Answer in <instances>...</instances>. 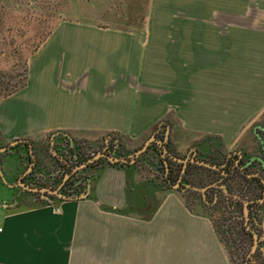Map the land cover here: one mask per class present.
<instances>
[{"label": "crops", "instance_id": "crops-1", "mask_svg": "<svg viewBox=\"0 0 264 264\" xmlns=\"http://www.w3.org/2000/svg\"><path fill=\"white\" fill-rule=\"evenodd\" d=\"M230 95L264 96V0H144L133 27L54 30L0 99V147L31 143L0 153V264H234L210 218L138 167L99 168L84 199L19 185L50 187L33 176L57 131L100 144L166 120L176 153L224 152Z\"/></svg>", "mask_w": 264, "mask_h": 264}, {"label": "rangeland", "instance_id": "rangeland-1", "mask_svg": "<svg viewBox=\"0 0 264 264\" xmlns=\"http://www.w3.org/2000/svg\"><path fill=\"white\" fill-rule=\"evenodd\" d=\"M143 2L144 0H0V80L6 84L0 89V99L8 90L21 86L20 84L26 79L24 77L27 75L28 61L54 30L65 26H89L101 29H110L117 25L133 27L142 21ZM52 37L59 39L60 36ZM224 97L226 100L229 99V102H225L224 106L226 103H230V109L222 108L225 109L222 110L218 106V110L214 111V113L224 111V123L228 121L227 117L229 118V126L226 127L228 141L224 145V152L225 154L233 153L245 147L247 155H252L258 147L256 135L264 136V110H262L264 96L230 95ZM261 110L262 113L258 115ZM246 126H248L246 131L237 139ZM258 130L259 133L255 134ZM69 138L73 141L72 144H67V140L64 141L61 137H52L51 134L39 139L38 146L45 152V158L41 160L38 170L33 176L36 183L46 182L57 187L62 182L67 176L63 172L64 161L59 162L55 155L66 157L68 152L66 150L73 147L74 143L77 148L79 147V152L84 157H88V161L100 151L96 141ZM149 138H152L151 134L143 139L121 138L122 152L127 156L125 158L132 160ZM235 139H237L236 142ZM172 146L177 149L176 146ZM211 151L215 152L216 148L214 147ZM182 153L178 154L182 156L186 152ZM201 153L204 157H210L211 154H207L204 149H200ZM202 154L201 156H203ZM159 158L160 152L149 151L139 158L136 167L141 169L143 175H148L149 180L157 176L159 183L164 185L167 190L178 192L177 185L165 184L164 171L161 170ZM67 160L72 162L74 159L68 157ZM72 165L70 163V167ZM154 168H158L155 173H153ZM78 169L80 170L74 179L80 178L84 185L91 184L99 171V168ZM198 175V177L192 178L193 182L203 184L209 182L205 172H199ZM36 176H38L37 179ZM43 176H45L44 179ZM174 183L171 182V184ZM178 193L183 196L184 200L189 201L187 195L182 192ZM189 193L192 194V192ZM29 195L31 196V194ZM34 199L36 204H40L43 200L35 196ZM220 217H222L220 212L214 214L216 222Z\"/></svg>", "mask_w": 264, "mask_h": 264}, {"label": "trees", "instance_id": "trees-1", "mask_svg": "<svg viewBox=\"0 0 264 264\" xmlns=\"http://www.w3.org/2000/svg\"><path fill=\"white\" fill-rule=\"evenodd\" d=\"M26 78V77H24ZM21 86H17L13 89L8 90L3 94V96H7L11 94L12 92L16 91L17 89L22 88L25 85V79L24 81L20 84ZM2 96V97H3ZM169 123L166 120L160 121L153 129L154 135H159L158 138L160 140H163L162 142L165 141V143H169L168 141L169 138ZM52 137H61V138H66L69 139V135L65 132L57 131L51 134ZM122 136L117 134V133H107L101 138V143L99 144L100 151H104L110 156L113 157H118V156H123L127 157L123 152H122V141H121ZM157 138V136H156ZM157 138V139H158ZM22 142H25L24 140ZM26 142H28L26 140ZM73 142V141H72ZM28 144H31L28 142ZM20 144L11 147L17 148ZM76 144L74 143L73 147H69L67 156L71 159H74L77 164L81 165L85 163L88 159V157H84L80 152H79V147L75 146ZM157 150L159 152L158 146L154 143H151L147 150L140 155L144 156L145 153H148L149 151ZM222 151V150H220ZM220 151H215L214 153L211 152L210 157L213 155L215 156L216 162H221L222 158L218 157L222 156ZM139 157V158H140ZM139 158H137L132 165H128L125 163H109L107 160L100 158L99 160H96L92 164H90L87 167V170L89 169H95V168H101L103 166H109V167H114V168H125V167H136L137 163L139 162ZM59 162H62L61 159L62 157H57L56 158ZM219 159V160H217ZM133 160V159H132ZM160 163H161V170H165V165L164 161L165 159H162L161 156L159 158ZM168 162V165H170V162ZM219 164V163H218ZM103 165V166H102ZM170 168V167H169ZM229 168V166H228ZM158 169V168H157ZM200 169V170H199ZM72 169L69 168V165L64 162L63 165V172L65 175H69L71 173ZM178 168L174 171L169 170L167 176L164 178V173H163V178L165 181V184L171 185V182L176 183V179L178 176ZM196 171V172H195ZM210 171V172H209ZM199 172H205V174L209 173V178L212 180V182L208 183H193L192 178L193 175L199 176ZM225 172V169H224ZM217 177V180H216ZM264 178V177H262ZM183 180L184 182L188 185L189 189L191 185H194V187H197L198 189H204V191L200 194L197 192L192 191V194L186 193L189 201H185L186 205L192 210L196 212H202V214L208 216L210 220L212 221L214 228L216 230V233L220 237V240L224 243L225 247L227 248L229 252V256L234 264H253L252 260L255 259L257 252H255L252 257H248V254L250 253V248L253 243V236L252 233L249 230H246V227L244 225V222L242 219H240V216L242 215V210H243V202L245 199L247 200H253V203L250 207L249 206V221L248 225L254 228V225H258L257 221L264 225V216L260 219H254L252 217V212L251 209L255 207L257 204L258 206L260 205L258 203V199L261 198V193L263 191L264 185L261 184L260 178H245L244 181L241 183H246L248 185V188L246 189L247 191H242L243 193H240L242 188L237 186H234V189L230 187V191H228V188H226V181L225 177L222 176L220 172L217 171H212L207 168L195 166L193 164L188 165L187 169L184 172L183 175ZM216 180V181H215ZM24 182H26V178H24ZM76 182V181H75ZM73 180H68L65 185L59 190L58 194L56 195H49V194H44L43 197L44 199L41 201L42 203H46L48 201H62V200H68V199H84L88 197V191H87V183L86 185H83L82 183L75 184ZM31 185V184H29ZM90 185V184H89ZM51 188H56V186L50 185ZM260 190H258V188ZM192 188V187H191ZM226 190V192H225ZM228 191V194H227ZM250 193V194H249ZM257 193V194H256ZM189 194V196H188ZM36 196H40V194H36ZM220 215L222 214V217L219 218V220L216 222L214 220V214L219 213ZM239 214V219L236 218L238 216H235V214ZM233 217H235L234 220ZM257 220V221H256ZM220 223L219 225L217 223Z\"/></svg>", "mask_w": 264, "mask_h": 264}, {"label": "flooded vegetation", "instance_id": "flooded-vegetation-1", "mask_svg": "<svg viewBox=\"0 0 264 264\" xmlns=\"http://www.w3.org/2000/svg\"><path fill=\"white\" fill-rule=\"evenodd\" d=\"M5 86H6V84L1 82V80H0V89L2 87H5ZM244 128H243V130H244ZM256 133H259V130ZM156 136L158 138L159 135H154V134L152 135V138L155 140L152 143H154V144H156L158 146L161 158L165 159V161H164V165H165L164 178L167 176L169 170L174 171L177 168L179 170L178 171V176H177V179H176V183L171 184L172 186L177 185V191L178 192H182L183 194H186V193L194 191V192H197V193L201 194L204 191V189H198L197 187H194V185H191L190 189H189L188 185L183 180L184 172L187 169L188 165H191V164H193L195 166L207 168V169L212 170V171L214 170V171L220 172L222 174V176L225 177L226 188H228V191L231 190L230 187L234 189V186H237V184L239 185L240 188H242L240 193H243L242 191H244V192L247 191L246 189L248 188V185L246 183H241V181L243 182L245 178H254V177L260 178L261 184L264 185V178H262V177H264V136L257 137V140H258L257 143H256L257 146H258L257 147V151L255 150L252 153V155H249V156L247 155V150H246L245 147L242 148V150L245 149V151L237 150V151H235L233 153L229 152L230 154L229 153L225 154V152L220 151L222 156H219V155H217V156L222 158V160H221L222 163H220V162H216L215 163L214 161L216 160V158H214L215 157L214 155L212 157L201 156V154L195 148H191L187 153H185V155L180 156L178 153L175 152V150L173 149L171 144H169L168 142L165 143V141L162 142L164 139L163 140H160L159 138L157 139ZM62 139L64 141L67 140V144H72L71 140L66 139V138H62ZM24 141L25 142H19V143L13 145V146L21 144V145H24L25 148H29L28 146L30 144H28V142H26V140H24ZM158 141H160L161 144H158L157 143ZM13 146H2V147H7V150L8 149L11 150V147H13ZM2 147H0V148H2ZM66 151H68V149ZM66 151H65V154H66ZM100 152L101 153H105L104 151H99L98 153H100ZM105 154H107V153H105ZM139 156L138 157H134L133 159L136 160L137 158H139ZM28 157H29V162H30V166L29 167L34 169L36 164H37V161H36V158L34 156V153H29ZM55 157H58V155H55ZM111 157H113V156H111ZM120 157L121 158H125L123 156H118V157H115V158H120ZM208 158H211V159H208ZM67 159H68V157L66 156V157L62 158L61 161L66 162L69 165V168L72 169V171L69 174L70 176L66 180L63 179L62 182H60V185L62 184L61 188L65 185V183L68 180H70V181L73 180V182L76 181L75 184H78V182H81L80 178L74 179V177L76 176V174L80 170V169L77 170L76 168H78L82 164L79 165V164L76 163V161L73 160L72 162H70ZM103 159H105V158H103ZM217 160H219V159H217ZM167 161L170 162V165H168ZM196 161L207 163V164H209L211 166H215V168L207 167V166L198 164V163H196ZM87 162H88V160L85 163H87ZM107 162H109V161H107ZM70 163L73 164L71 167H70ZM85 163H83V164H85ZM118 163H121V162H118ZM90 164H92V163L87 164L85 167H83L81 169H87V167ZM228 166H229V168H228ZM224 169H225V172H224ZM195 176H197V175H193V177H195ZM206 178L211 183L212 180L215 177L214 178L212 177L213 179L211 178L212 179L211 180L209 178V173H207ZM216 180H217V177H216ZM193 181L194 180H192V182ZM193 183H197V182H193ZM168 184H169V182H168ZM32 186H35V185H32ZM258 190H260V189L258 188ZM228 191H227V194H228ZM225 192H226V190H225ZM242 202H243V210H242V215L240 216V219L243 220L244 225L246 227V230H249L252 233V236H254V234H256L257 237H258V243H257V247H256V250H255V252H257V254H256L255 259L252 260V263L253 264H264V225H262L261 223H259V221H257V220H260L264 216V188H263V191L261 193V198L258 199V203L260 205L258 206L256 204L255 207H253L251 209L252 217L254 219H257L256 221L258 223V225H254L255 229L251 228L248 225L249 216H250L249 206L252 207L251 205L253 203H255V202H253V200H248V199L247 200L245 199ZM246 208L248 210V221H247V223H246V216H245V209ZM235 216H238L236 218L239 219V214L238 213H236ZM233 219L237 220V219H235V217H233ZM252 245H253V243H252ZM250 250H251V248H250ZM249 254H248V257L251 258L253 254L251 256H249Z\"/></svg>", "mask_w": 264, "mask_h": 264}, {"label": "water", "instance_id": "water-1", "mask_svg": "<svg viewBox=\"0 0 264 264\" xmlns=\"http://www.w3.org/2000/svg\"><path fill=\"white\" fill-rule=\"evenodd\" d=\"M262 112H260L258 115H260ZM248 127V126H247ZM244 128V130L241 132V134L246 130V128ZM241 134L239 135V137L241 136ZM239 137L237 139H239ZM23 140H16L14 141L11 145H15L19 142H22ZM153 141H155L153 138H149L145 143L144 145L142 146V148H140L136 154H135V157H138L139 155H141L143 152H145L149 146L150 143H152ZM158 144H161L160 141L157 142ZM7 150V147H2L0 148V152H4ZM100 158H105L107 161H109L110 163H118V162H121V163H126V164H132L135 162V159L133 160H128L126 158H115V157H111L110 155L108 154H105V153H97L94 157H92L87 163L85 164H82L81 166H79L78 168H83L85 167L87 164L89 163H93L95 162L96 160L100 159ZM194 161V160H193ZM196 163L198 164H201V165H204V166H207V167H212V168H215V166H211L207 163H204V162H199V161H196ZM76 168V169H78ZM74 172V171H73ZM70 175H67V178L69 177ZM19 185L21 186V188L25 191H28V192H31V193H41V194H49V195H56L58 194L61 186L59 185L58 187L56 188H51L49 186H43V187H36V186H31V185H28L24 182L23 178L19 179ZM245 216H246V223L248 221V210L247 208L245 209ZM253 245L251 247V250H250V254L249 256H251L255 250H256V247H257V243H258V237L256 234H254L253 236Z\"/></svg>", "mask_w": 264, "mask_h": 264}]
</instances>
